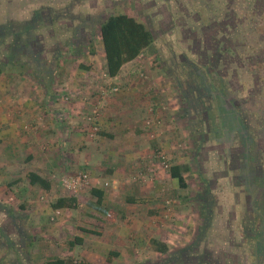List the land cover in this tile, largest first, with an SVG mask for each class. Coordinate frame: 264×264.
Listing matches in <instances>:
<instances>
[{
	"label": "crops",
	"instance_id": "obj_1",
	"mask_svg": "<svg viewBox=\"0 0 264 264\" xmlns=\"http://www.w3.org/2000/svg\"><path fill=\"white\" fill-rule=\"evenodd\" d=\"M149 30L154 45L115 77L98 30L96 53L78 59L67 48L48 86L29 73L0 74V264L158 263L196 240L204 205L220 213L206 238L220 244L207 254L218 264H264L255 239L241 230L243 188L231 169L240 154L237 137L223 134V126L210 130L206 121L198 132L197 91L183 94L174 74L150 62L153 52L176 49V30ZM96 109L99 132L90 136L86 116ZM176 166L186 187L171 175ZM80 171L90 174L92 186L74 196L59 178ZM31 174L50 188L32 184ZM60 199L67 206L55 208ZM77 237L82 244H72Z\"/></svg>",
	"mask_w": 264,
	"mask_h": 264
},
{
	"label": "trees",
	"instance_id": "obj_2",
	"mask_svg": "<svg viewBox=\"0 0 264 264\" xmlns=\"http://www.w3.org/2000/svg\"><path fill=\"white\" fill-rule=\"evenodd\" d=\"M77 1L68 0L64 3H56V0H36L34 6L26 4V12L30 13V16H28L29 19L18 23L19 29H14L12 23H5L3 25L4 32L3 29H0V50H6L4 54L3 51H0V74L7 71L16 72L15 68H18L17 73L22 75L29 73L37 82L48 86L51 84V79L60 66L67 48L72 46L74 56L78 59L87 54H95L96 44L89 37L97 29H72L73 25H69L72 21L68 22L64 19V15L66 17L71 16L72 7L70 5ZM11 2L14 0H2L0 6L2 7L3 3L8 5ZM78 2H80V4H76L78 9H83V14H85L81 21L88 28H91L92 23H88L91 6L85 1ZM99 6L101 5H96V12L101 8ZM92 7L94 8V6ZM211 8L213 7L210 6ZM96 14L99 18L97 22L98 31L104 45L107 72L110 77H115L126 63L135 60L143 51L153 46L155 38L147 26L133 16L116 14L103 15L102 18L101 13ZM206 71L209 77L210 73L217 74L220 87L215 92V83L205 84L204 91L213 104L211 105L212 109L204 111L207 118H203V113H198L197 130L202 134L204 128L201 124L206 121L210 130L211 127L217 130L223 126L221 130L223 134L230 133L237 137L240 154L234 156L235 167L231 169L234 177L239 180L243 188L242 193L238 195V200L244 211L241 230L245 236L255 239L256 254L258 257L264 258V109L248 102V107L242 112V99L239 97L240 88L237 85V80L234 81L227 76L221 77L219 71L213 66L207 67ZM214 101L217 104L216 108L213 106ZM187 102L189 103L191 100L187 98ZM214 113L215 115H213ZM199 141L200 147L204 142L203 136L200 137ZM179 170L177 166L172 167L171 175L178 178L180 184L186 187L184 177L179 173ZM31 183L39 184L45 189L50 188L45 179L35 174H31ZM205 184V188L209 190V184L207 182ZM92 193L101 197V194L95 189H92ZM208 199L209 201L216 200L212 194L208 195ZM66 202L65 199H60L54 206L55 208H62L67 206ZM247 209L248 211H245ZM201 212L204 224L192 244L174 250L158 263L144 261L136 264H195V261L199 263L208 261L218 264L217 257L212 256L211 253L207 254L208 246L210 252H217L211 250L210 247L212 246L214 249L216 243L208 241L206 238L213 220L220 213L216 207L213 209L210 205H204ZM9 213L14 219L18 216L14 211ZM83 232L94 234L88 230H83ZM73 243L82 244V239L77 237ZM49 264L88 263H73L72 261L57 259Z\"/></svg>",
	"mask_w": 264,
	"mask_h": 264
},
{
	"label": "rangeland",
	"instance_id": "obj_3",
	"mask_svg": "<svg viewBox=\"0 0 264 264\" xmlns=\"http://www.w3.org/2000/svg\"><path fill=\"white\" fill-rule=\"evenodd\" d=\"M27 1L14 0L8 5L3 3V6H0V29H3V32L5 23H12L14 29H19L18 23L29 19L30 13L26 12V4L34 6L36 0ZM56 1L64 3L68 0ZM78 1H85L91 6L88 19V23H92L91 28L81 21L85 14L83 9H78ZM78 1L70 5L71 16L64 15L66 21H72L73 24H69L73 25L72 29L98 30L99 18L96 13H101L102 18L103 15L130 14L144 22L149 29L176 30L173 39L176 49L153 52L155 55L150 62L157 69L161 67L163 73L168 71L174 74L173 78L181 81L183 94L191 89L197 91L195 105L200 113L212 109L213 104L210 98H206L205 84L215 83V92L220 87L217 74L210 73L209 77L206 71L209 66L215 67L221 77L227 76L237 80L242 112L248 107V102L264 109V0ZM97 4L101 5V8L96 12ZM210 6L213 8L210 9ZM98 35V32L94 31L89 38L94 41ZM5 52L6 50L3 54ZM162 61H166L165 66H162ZM175 83L177 85L180 82ZM184 103L187 105V98ZM216 105L214 101L215 108ZM184 109L185 106L182 107L183 112ZM203 115V118H207L206 113ZM215 241L212 242L216 243L217 247L220 242ZM224 244L223 248L230 246L227 241Z\"/></svg>",
	"mask_w": 264,
	"mask_h": 264
},
{
	"label": "built area",
	"instance_id": "obj_4",
	"mask_svg": "<svg viewBox=\"0 0 264 264\" xmlns=\"http://www.w3.org/2000/svg\"><path fill=\"white\" fill-rule=\"evenodd\" d=\"M118 87H111L109 93L118 92ZM100 115L99 110H94L92 113L86 116V120L90 125L89 135L94 136L97 132H99V126L97 125L98 117ZM147 124H151V121H147ZM161 158V166L166 171H168L171 167L167 155L161 150L160 153ZM59 184L63 188V190L72 193L74 196H77L78 193L92 186V177L87 171H80L74 174L62 175L59 178ZM108 184H104L103 186H107Z\"/></svg>",
	"mask_w": 264,
	"mask_h": 264
}]
</instances>
